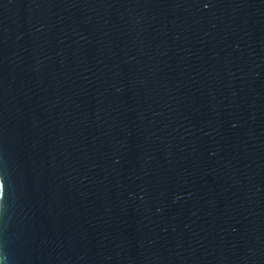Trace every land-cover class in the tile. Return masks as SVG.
<instances>
[{"label": "water", "instance_id": "water-1", "mask_svg": "<svg viewBox=\"0 0 264 264\" xmlns=\"http://www.w3.org/2000/svg\"><path fill=\"white\" fill-rule=\"evenodd\" d=\"M0 264H264V0H0Z\"/></svg>", "mask_w": 264, "mask_h": 264}]
</instances>
